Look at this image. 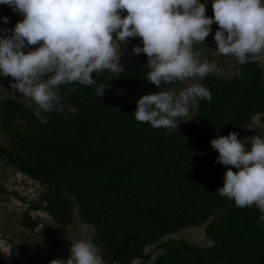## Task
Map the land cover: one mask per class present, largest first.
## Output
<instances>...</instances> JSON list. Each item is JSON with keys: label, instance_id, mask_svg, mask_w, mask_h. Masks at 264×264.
Here are the masks:
<instances>
[{"label": "trees", "instance_id": "trees-1", "mask_svg": "<svg viewBox=\"0 0 264 264\" xmlns=\"http://www.w3.org/2000/svg\"><path fill=\"white\" fill-rule=\"evenodd\" d=\"M0 17L9 18L7 24L0 19V30L23 20L7 5H0ZM135 46L142 41H133L132 52ZM227 57L232 73L201 79L211 102L198 100L189 119H177V130L153 128L132 115L143 95L159 91L146 81L144 54L133 53L117 73H93V86L62 85L64 111L42 113L48 123L35 117L36 107L0 98L1 138L7 141L0 143V160L44 188L37 201L26 203L21 226L32 233L39 219L30 212L39 211L64 229L73 223L74 204L105 264H132L136 257L146 264V249L163 250L156 264H264V213L255 206L238 208L216 193L231 166L215 163L219 153L211 141L235 132L247 142L240 131L264 116L259 62L241 65ZM107 84L100 98L95 89ZM0 193L8 194L3 187ZM211 215L204 244L165 239L203 225Z\"/></svg>", "mask_w": 264, "mask_h": 264}, {"label": "clouds", "instance_id": "clouds-1", "mask_svg": "<svg viewBox=\"0 0 264 264\" xmlns=\"http://www.w3.org/2000/svg\"><path fill=\"white\" fill-rule=\"evenodd\" d=\"M0 5L23 16L14 29L0 30V76L13 78L11 92L34 102V115L42 123H48L42 113H63L62 85L93 86V73L121 71L120 45L129 38L142 41L133 53L146 55V81L159 89L143 95L132 115L157 129L177 130V119L187 116L191 105L211 102L210 91L199 83L178 91L168 86L203 79L216 69L193 51L194 44L210 35L213 24L218 25L215 52L241 65L264 61V0H212L211 18L200 0H0ZM122 12L127 13L123 18ZM108 87H97L96 95L103 97ZM211 147L219 153L215 163L231 166L216 193L238 208L255 206L264 213V137L243 142L230 132L213 139ZM259 220L264 221V215ZM70 242L68 259L50 264H105L91 240ZM163 254L146 249L143 255L149 256L146 264H156ZM132 264L145 262L136 257Z\"/></svg>", "mask_w": 264, "mask_h": 264}, {"label": "rangeland", "instance_id": "rangeland-1", "mask_svg": "<svg viewBox=\"0 0 264 264\" xmlns=\"http://www.w3.org/2000/svg\"><path fill=\"white\" fill-rule=\"evenodd\" d=\"M200 2L205 3V5H206L205 15L208 18L213 17V10H212V6H211L212 0H200ZM126 15H127L126 12L121 13L122 18H123V16H126ZM211 27H212V32L210 33V35L208 37H206L204 43L194 44L193 51L198 52L200 54V59L202 62L208 61L210 63L216 64V69L211 73H213L217 76H227L229 73H232L233 60L227 56L220 55L217 52H215L217 45L215 44V41H214V35H215V32L218 30V25L213 24ZM114 38H115V36H114ZM136 39H140V38H138V37L137 38H129L126 45H124V44L120 45V50L122 52V57L120 60L121 67L123 65H125L126 63L132 61V59H133L132 43ZM259 64H260V66L264 72V61L259 62ZM200 81H201L200 78L189 79V80L184 81L183 83L177 82L172 88H174V90L178 91L180 88H186L193 83H199L200 84ZM12 83H15L13 78L0 76V95H2V94L4 95V93H6V96H7L6 98H13V99L19 100L20 102H25L28 105L37 107L34 102L23 97L18 92L13 94L11 92L12 90L10 89V84H12ZM195 110H196V104L191 105L189 108L188 115L185 117H181V119H184V120L189 119L195 113ZM4 123H6V122L4 121ZM22 125H24V122L19 121L18 126H22ZM240 132H241V135L246 140H250L251 138L257 137V136L264 137V116L256 117L254 119V122L252 123V126L247 127L245 129H242ZM0 143H2L3 145H6L7 141L6 140L4 141L2 139V140H0ZM16 172L17 171L10 168V166H7L5 162H3V163L0 162V187L3 186L8 191L7 196H4V195L0 196V199H4V200L8 199V201L0 202V238H3V239L6 237V233L4 230V227H5L4 223L9 224L15 230L16 222H19V219L21 218V215H22V211L27 209L26 203L29 204V201H30V203L32 201L33 202L37 201L38 197L44 192V188L38 186V184H36L35 182L26 178L24 175L16 173ZM16 176H18L20 179L16 180L15 179ZM27 182L29 184H27ZM20 197H21V200L19 199ZM73 200L74 199L72 197H70V201L72 202ZM7 207L10 208L8 215H9V217L12 218V219L9 218L10 219L9 222H7L4 218V215H5L4 209H6ZM32 212H35V211H32ZM71 214L73 216L74 221L76 222L75 224H78V220H80L79 215H78V208L74 204H73L72 209H71ZM43 215L45 217H49L45 213ZM51 224H52V222H51ZM43 225H45V223ZM46 226H49V225H46ZM78 226L79 227L77 229H74L72 231L70 228H68V229L65 228L66 231H68L67 232L68 235L74 234L73 232H75V233H79L80 235L86 236L88 240L92 241L91 238L94 235H93V230L91 229V227L88 225H85V224H81V225L78 224ZM39 229H41V227ZM192 230L194 232H192ZM36 231L37 230H35V234H29V233L27 234L26 229L22 230V228H20V231H18V232H20L19 235H15V236L9 235L8 236V237H14V238L18 239L19 249L21 247L20 244L23 240H24V242H26V240H29L30 242L33 243V246H34V247L28 246V248H27V250L29 249L32 252L30 257L27 256V257L23 258L25 253L22 251L18 254V257L16 259L13 258L14 262L9 260V258H8L9 255L7 256L6 250H5V246H6V248H10V249L12 248L13 249V244L9 241V239H7L6 243H5L6 245L1 246L4 244V242H3V239H0V249L2 250V252L4 253V256H5V261L3 262V264H9V263H11V264H36L38 262L39 253H40L38 240L36 239V236L38 237ZM29 235H31V236L29 237ZM62 236H63L62 232L57 231L56 233H54V229L51 226V239L54 242H55L54 238L56 237L57 239H60V242L62 243ZM174 237L184 238V239H187L191 243H197V244H204L206 242V239L203 237V233L201 231L195 230V229H191L188 232L187 231H181V232H178L176 234V236H169V237H166L165 239H171ZM25 245L26 244H24V246ZM52 250L53 249L50 247L49 249H47L45 251H47L48 252L47 255L49 254V256H50L52 253ZM98 250H99V248H98ZM16 252L17 251L15 250V253ZM100 253H101V250H99V254ZM25 258H27L26 260H28V262L27 261L25 262ZM52 260H54V259H52V256H51L50 261H52ZM43 263L44 264H50V263H48L47 260Z\"/></svg>", "mask_w": 264, "mask_h": 264}, {"label": "crops", "instance_id": "crops-1", "mask_svg": "<svg viewBox=\"0 0 264 264\" xmlns=\"http://www.w3.org/2000/svg\"><path fill=\"white\" fill-rule=\"evenodd\" d=\"M1 161V160H0ZM1 162H3V161H1ZM7 165V164H6ZM8 166V165H7ZM10 168H12V167H10ZM13 170H15V171H17L16 173H19V174H21V172H18L19 170L18 169H14V168H12ZM17 175V174H16ZM27 184H29L28 182H27ZM31 184V183H30ZM7 190V189H6ZM8 192V191H7ZM2 194L0 193V196H1ZM8 194H6V195H4V196H7ZM6 201H8V199H6ZM9 210H10V208L9 207H7L6 209H4V211H5V215H4V218H5V220L7 221V222H9V218H11V217H9V215H8V212H9ZM23 213H24V210L22 211V215H21V218L19 219L20 220V222L21 221H23ZM44 213L43 212H39V211H36V212H30V216H32V217H36V218H38L39 219V224H38V226L35 228V230H37L36 232H37V235H38V237L36 236V239L38 240V245H39V248H40V253H39V258H38V262L36 263V264H44L43 262H45L46 260L48 261V263H50L51 261V255L49 256V254L47 255V251H45V250H47V249H49L50 247L53 249L52 250V255H54L55 254V251H57V252H60L61 253V251H60V249L61 248H59V246H56L55 247V243H61L60 242V239H57L56 237L54 238L55 239V242L51 239V226H52V228H54V225H55V223L54 222H52L51 221V218H49V217H45L44 215H43ZM46 214V213H45ZM48 215V214H47ZM49 216V215H48ZM79 221V224L81 225L82 223L80 222V220H78ZM51 222H52V224H51ZM45 223V225H43ZM54 224V225H53ZM20 225H22L21 223H18L17 222V224L15 225V230L9 225V224H5V227H4V230H5V233H6V237L3 239V238H0V239H3V242H4V244L3 245H1V246H5L6 244V240L7 239H9V241L13 244V249L11 248H6V246H5V250H6V254H7V256L9 255V260H11L12 262H14L13 261V258L14 259H16L17 257H18V254L20 253V252H22L23 251V249H27L28 248V246H32V247H34L33 246V243L32 242H30L29 240H26V242H24V240L21 242V247H20V249H19V245H18V239H16V238H14V237H8L9 235H13V236H15V235H19V233L20 232H18V231H20V228H22V230H25L23 227H21ZM46 225H49V226H46ZM56 227H58L59 229L61 228V227H59V226H57V225H55ZM41 227V229H39ZM39 229V230H38ZM59 229H56V230H54V233H56V231H58ZM35 230L31 233L29 230H26L27 231V234L29 233V234H35ZM62 231H64V233H63V236H62V243H65V247H71V242L70 241H76V240H80V239H87V237L86 236H84V235H80L79 233H75V232H73L74 234H69L68 235V231H66L65 229H63ZM22 232V231H21ZM47 232V233H46ZM31 235H29V237H30ZM35 241V240H34ZM36 243V242H35ZM24 244H26L25 246H24ZM37 244V243H36ZM1 250V249H0ZM15 250L17 251L16 253H15ZM14 252V253H13ZM1 253H2V255L4 256V253L2 252V250H1ZM14 254V255H13ZM62 254L64 255L65 253L64 252H62ZM62 256V255H61ZM67 256V258H68V255H66ZM24 257H26V255H24L23 256V258ZM60 257V256H59ZM4 258H5V256H4ZM61 258V257H60ZM27 258H25V262L27 261L28 262V260H26ZM52 259H54V257L52 256ZM43 261V262H42ZM9 264H11V263H9Z\"/></svg>", "mask_w": 264, "mask_h": 264}, {"label": "flooded vegetation", "instance_id": "flooded-vegetation-1", "mask_svg": "<svg viewBox=\"0 0 264 264\" xmlns=\"http://www.w3.org/2000/svg\"><path fill=\"white\" fill-rule=\"evenodd\" d=\"M3 84V83H2ZM0 97L1 98H3V99H5L7 96H6V93H4V95L2 94V95H0ZM18 122V121H17ZM4 126H2V124L0 123V140H2L1 139V136H2V138L4 139V137H5V134H4ZM4 136V137H3ZM5 141V140H4ZM1 162V161H0ZM1 163H3V162H1ZM8 165V164H7ZM9 166V165H8ZM11 167V166H10ZM12 168H14V167H12ZM14 169H17V168H14ZM18 172H20V171H18ZM15 179L16 180H19L20 178L18 177V176H16L15 177ZM32 181V180H31ZM34 182V181H33ZM36 183V182H35ZM37 184V183H36ZM38 186H39V183H38ZM1 187H3V186H1ZM0 187V188H1ZM4 188V187H3ZM4 189H6V188H4ZM20 200H21V197L19 198ZM4 215V214H3ZM12 219V218H11ZM18 223H20V220H19V222ZM76 222L74 221V219H73V223H72V225H70V226H68V227H66V229H68V228H70L71 229V231L72 230H74V229H77L79 226H78V224H79V221H78V224H75ZM16 224H17V222H16ZM75 224V225H74ZM4 225H5V223H4ZM22 227V226H21ZM54 230H56V229H59L58 227H56L55 225H54V228H53ZM65 229V228H64ZM65 229V230H66ZM63 229L62 228H60L58 231L59 232H62V233H64V231H62ZM57 232V231H56ZM92 239V238H91ZM56 246H59V248H61L60 249V251H61V253L60 252H57V251H55V254L54 255H52L51 254V256H53L54 257V259H64L65 261L68 259L67 258V256L66 255H68V257L70 256V251H69V249H70V247H65V243H55V247ZM23 252L25 253V255H26V257L28 256V257H30L31 256V250H27V249H23ZM62 252H64L65 254L63 255L62 254ZM62 255V256H61ZM61 258H60V257ZM3 257V258H2ZM0 264H3V262L5 261V258H4V256L2 255V253H1V250H0Z\"/></svg>", "mask_w": 264, "mask_h": 264}, {"label": "water", "instance_id": "water-1", "mask_svg": "<svg viewBox=\"0 0 264 264\" xmlns=\"http://www.w3.org/2000/svg\"><path fill=\"white\" fill-rule=\"evenodd\" d=\"M215 218V215H211L210 217H209V219L203 224V225H201V226H199V227H193V228H187V229H185V230H183V231H190L191 229H195V230H199V231H201L202 233H204L205 232V230H206V228H207V226L210 224V222L213 220ZM192 232H194L193 230H192ZM154 247V246H153ZM153 247H151V248H153Z\"/></svg>", "mask_w": 264, "mask_h": 264}]
</instances>
